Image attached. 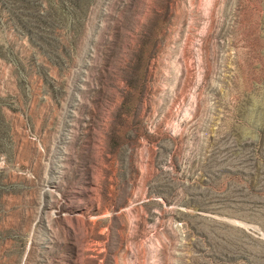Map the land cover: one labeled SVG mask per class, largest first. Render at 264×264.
Returning a JSON list of instances; mask_svg holds the SVG:
<instances>
[{"label":"rangeland","instance_id":"1","mask_svg":"<svg viewBox=\"0 0 264 264\" xmlns=\"http://www.w3.org/2000/svg\"><path fill=\"white\" fill-rule=\"evenodd\" d=\"M0 264H264V0H0Z\"/></svg>","mask_w":264,"mask_h":264}]
</instances>
